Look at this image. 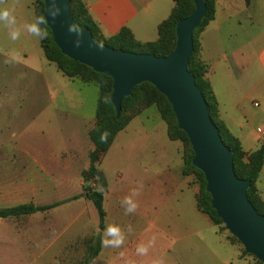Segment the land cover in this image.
<instances>
[{
    "label": "crops",
    "instance_id": "1",
    "mask_svg": "<svg viewBox=\"0 0 264 264\" xmlns=\"http://www.w3.org/2000/svg\"><path fill=\"white\" fill-rule=\"evenodd\" d=\"M83 1L104 37L128 29L134 39L142 43L158 40L159 25L175 7L174 0ZM243 14L251 21H264V0H216L215 17L200 33L199 42L200 57L207 65L206 78L216 96L220 119L240 140L243 149L251 153L264 144V137L258 132L264 125V47L258 55L262 77L247 79L250 63L245 53L241 48L228 46L231 36L237 33L230 26L236 22V25L244 27L241 21ZM138 118L145 122L151 118L164 122L156 105L144 109ZM95 119L96 112L87 134L94 127ZM142 124L149 137L158 128L155 123ZM166 134L168 136L167 130ZM159 142L162 154L154 161L159 165L158 169L144 166L141 173L133 172L130 182L124 171L119 178L121 189L114 208V220L112 224L106 221L102 230L98 223L97 234H101L102 242L91 264H202V257H209L210 262L217 264L231 263L232 260L223 258L212 248V238L208 240L203 234L208 228L205 219L212 225L214 223L198 208L196 196L199 189L193 184L191 175H184V163L170 154L163 138ZM4 146L0 145V208L29 202L36 205L59 203V206L60 202H52L49 198L40 200V196L50 197L51 192L57 190L54 185L55 168L52 166L55 159L48 155L23 158L20 151L7 154L2 151ZM87 148L93 150L94 145ZM71 167V163H66L63 174ZM103 178L108 188V179L104 175ZM256 188L264 201V164ZM106 192L107 189L103 204L107 217ZM47 211L0 218L3 222L15 220L16 226H20V233L12 228L0 231V244L8 247V251L0 253V264H57L61 256L69 257L70 250L67 246L62 247L60 237L55 236V222H41L39 234H30L27 226L20 225V218L38 216ZM143 214L144 221L140 219ZM202 216L205 219L203 217L202 220ZM63 241L64 245L72 243L70 239ZM202 250L205 256H202ZM47 258L48 262L42 263ZM238 260L256 264L244 257L241 251Z\"/></svg>",
    "mask_w": 264,
    "mask_h": 264
},
{
    "label": "rangeland",
    "instance_id": "2",
    "mask_svg": "<svg viewBox=\"0 0 264 264\" xmlns=\"http://www.w3.org/2000/svg\"><path fill=\"white\" fill-rule=\"evenodd\" d=\"M241 17L244 27L236 25V22L230 26L237 33L231 36L228 46L241 48L245 53L250 63L247 79H260L262 71L258 55L264 47V21H251L245 14ZM98 94L97 85L65 76L46 59L40 46L33 0H0V145H5L2 151L7 154L20 151L23 158L48 155L55 159L52 166L55 168L54 185L57 190L52 191L50 197L40 196V200L49 198L61 204L38 216L20 218V225L27 226L30 234H39L41 222L56 223L55 236L60 237L62 247L67 246L70 250L69 257L61 256L57 264H82L99 231L98 213L92 201L84 195L82 177L83 171L89 167L92 150L87 147L94 145L87 130L95 118ZM146 104L140 102L133 111L125 112L123 118L127 123L123 132L116 134L98 163L101 176H106L109 182L105 194L107 224L114 220V208L121 189L118 181L123 171L130 182L133 172L143 171L144 166L153 170L159 168L154 163L155 157L162 154L159 139L163 138L170 154L183 162V143L168 138L165 121L151 118L145 122L138 118ZM142 122L155 123L158 128L150 137L146 136ZM66 163H71L72 167L63 174ZM190 177L199 189L197 177ZM74 196L78 198L73 199ZM140 219L144 221L145 215ZM205 221L208 228L203 234L208 240L212 238V248L219 255L232 260L228 264H247L238 260L240 251L250 261L263 264L254 255L243 253L244 246L224 223L215 226ZM8 228L20 233L15 220L0 221V231ZM64 239L67 242L70 239L72 243L64 245ZM3 251H8V247L0 244V253ZM202 256H205L203 250ZM45 261L47 263L48 258L42 263ZM202 264L217 263L210 262L209 257H202Z\"/></svg>",
    "mask_w": 264,
    "mask_h": 264
},
{
    "label": "water",
    "instance_id": "3",
    "mask_svg": "<svg viewBox=\"0 0 264 264\" xmlns=\"http://www.w3.org/2000/svg\"><path fill=\"white\" fill-rule=\"evenodd\" d=\"M43 1L45 24L61 52L113 79L110 100L116 118L121 114L123 99L143 82L153 84L167 98L194 152L192 164L204 174L212 208L245 251L264 264V214L248 197L251 179L237 175L234 153L224 142L189 70L194 32L206 16V1L194 0V11L176 24L174 49L163 56L101 44L73 17L71 0Z\"/></svg>",
    "mask_w": 264,
    "mask_h": 264
},
{
    "label": "trees",
    "instance_id": "4",
    "mask_svg": "<svg viewBox=\"0 0 264 264\" xmlns=\"http://www.w3.org/2000/svg\"><path fill=\"white\" fill-rule=\"evenodd\" d=\"M174 1L175 7L170 16L158 27V40L146 43L135 40L128 29H123L120 33L111 37H104L97 24L92 19L83 0H71V11L78 24L88 28L96 41L101 44L113 48H122L127 51L154 53L163 56L168 55L175 47V27L178 21L189 16L195 9L194 0ZM205 1L207 4V13L194 32V52L190 59L189 70L194 74L196 83L203 92L210 109V114L219 128L224 142L234 153V164L237 175L243 179H251V185L248 189L250 201L261 214H264V201L256 188V182L264 164V144L257 150L247 153L243 149L240 140L229 131L227 126L220 119L216 96L210 82L206 78L207 65L200 57L199 35L208 23L214 19L216 13V0ZM246 2H249V0H246ZM33 5L35 7L40 46L48 61L54 63L58 70L65 76L72 79L78 78L85 83H94L99 88L95 125L89 132V138L94 144V149L91 150L89 154V167L82 173L84 179V195L92 201L97 210L99 228L102 230L106 227V211L103 203L107 183L103 176H101L98 163L110 148L116 134L125 127L127 123V120L123 118L125 112L133 111V108L140 102L147 103L140 112L146 107L156 105L163 120L167 123L169 138L171 140H179L183 143V173L184 175L196 176L199 182V191L196 196L198 208L208 215L215 225L218 226L223 224L217 212L212 208L211 195L206 190V180L203 172L192 164L194 152L186 133L178 127L172 106L167 98L153 84L143 82L135 86L132 93L123 99L121 114L116 118V111L110 100V95L113 90V79L110 76L96 72L92 68L64 55L55 44L51 30L45 24L43 17L44 1L33 0ZM58 204L59 203L36 205L33 202H29L0 208V218L19 217L21 215L43 212ZM101 242L102 237L99 233L95 236L89 253L82 264H91L93 262L98 255ZM243 253L248 254L246 251H243Z\"/></svg>",
    "mask_w": 264,
    "mask_h": 264
},
{
    "label": "built area",
    "instance_id": "5",
    "mask_svg": "<svg viewBox=\"0 0 264 264\" xmlns=\"http://www.w3.org/2000/svg\"><path fill=\"white\" fill-rule=\"evenodd\" d=\"M256 105H258V103H256ZM258 132L261 136L264 137V125H262L259 129H258Z\"/></svg>",
    "mask_w": 264,
    "mask_h": 264
}]
</instances>
